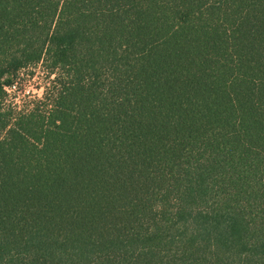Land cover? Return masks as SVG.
Returning a JSON list of instances; mask_svg holds the SVG:
<instances>
[{
    "label": "trees",
    "instance_id": "1",
    "mask_svg": "<svg viewBox=\"0 0 264 264\" xmlns=\"http://www.w3.org/2000/svg\"><path fill=\"white\" fill-rule=\"evenodd\" d=\"M0 264H264V0H0Z\"/></svg>",
    "mask_w": 264,
    "mask_h": 264
},
{
    "label": "rangeland",
    "instance_id": "2",
    "mask_svg": "<svg viewBox=\"0 0 264 264\" xmlns=\"http://www.w3.org/2000/svg\"><path fill=\"white\" fill-rule=\"evenodd\" d=\"M46 85L47 76L41 64L22 69L14 79V86L8 90L6 103L17 109L23 108L26 104L40 99Z\"/></svg>",
    "mask_w": 264,
    "mask_h": 264
}]
</instances>
